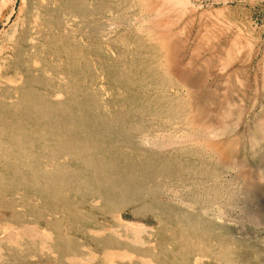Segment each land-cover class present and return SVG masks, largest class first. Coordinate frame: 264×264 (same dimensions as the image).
<instances>
[{
	"label": "rangeland",
	"instance_id": "obj_1",
	"mask_svg": "<svg viewBox=\"0 0 264 264\" xmlns=\"http://www.w3.org/2000/svg\"><path fill=\"white\" fill-rule=\"evenodd\" d=\"M0 1V264H264V0Z\"/></svg>",
	"mask_w": 264,
	"mask_h": 264
},
{
	"label": "water",
	"instance_id": "obj_2",
	"mask_svg": "<svg viewBox=\"0 0 264 264\" xmlns=\"http://www.w3.org/2000/svg\"><path fill=\"white\" fill-rule=\"evenodd\" d=\"M33 104L30 106V105H28L27 107V109L29 110L28 112L29 113H32V110H36L37 111V114L39 115V119H41V121H44V120H46V119H44V116L46 115V114H44V113H47L46 111H44V106L43 105H41L36 99H33V102H32ZM40 110H42V112H40ZM50 115H52V113L50 114ZM89 118H90V120H93V118H91V116H89ZM120 123H116V126L117 127H120ZM123 125V124H122ZM97 148H95V150H96ZM93 150V149H92ZM95 153H97L96 151H95ZM94 155V154H93ZM100 154H95V156L97 157V158H101L100 156H99ZM111 159V161H114V162H116V159H114L113 157H111L110 158ZM92 160H94L93 159V157H92ZM69 178H71V177H69ZM71 180H72V178H71Z\"/></svg>",
	"mask_w": 264,
	"mask_h": 264
},
{
	"label": "bare ground",
	"instance_id": "obj_3",
	"mask_svg": "<svg viewBox=\"0 0 264 264\" xmlns=\"http://www.w3.org/2000/svg\"><path fill=\"white\" fill-rule=\"evenodd\" d=\"M2 3H3V2H2V1H0V6H1V5H3ZM81 145H82V144H81Z\"/></svg>",
	"mask_w": 264,
	"mask_h": 264
}]
</instances>
